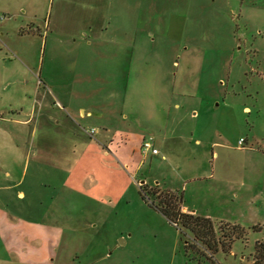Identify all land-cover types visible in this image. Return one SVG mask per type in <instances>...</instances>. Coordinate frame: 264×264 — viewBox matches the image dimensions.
I'll return each instance as SVG.
<instances>
[{
    "label": "rangeland",
    "instance_id": "1",
    "mask_svg": "<svg viewBox=\"0 0 264 264\" xmlns=\"http://www.w3.org/2000/svg\"><path fill=\"white\" fill-rule=\"evenodd\" d=\"M72 3L57 31L58 0H0V264H39L31 246L58 249L43 264H252L256 242L264 240V159L262 174L252 171L233 185L212 176L208 141L223 134L233 147L240 137L263 145L264 0H112L98 40L72 35L90 17ZM78 53L79 60L69 57ZM79 66L85 82L64 81ZM41 87L82 93L77 102L93 109L85 121L91 136V127L101 136L110 127L104 150L134 174L128 182L118 173L116 184L102 188L124 190L122 196L112 201L99 196L101 186L96 195L69 187L68 171L47 157L27 160L29 129L18 120L29 116ZM149 137L159 154L143 153ZM227 152L242 160L235 148ZM9 167L12 177L3 173ZM90 167L100 174L116 169L108 157L82 169ZM197 174L203 177L190 180ZM157 189L207 213L218 234L224 224H240L245 235L229 251L212 253L152 204ZM11 224L16 237L7 238ZM27 224L42 235L18 237Z\"/></svg>",
    "mask_w": 264,
    "mask_h": 264
},
{
    "label": "crops",
    "instance_id": "2",
    "mask_svg": "<svg viewBox=\"0 0 264 264\" xmlns=\"http://www.w3.org/2000/svg\"><path fill=\"white\" fill-rule=\"evenodd\" d=\"M73 2L81 3L82 8H84L85 12H88L90 17L86 21L87 24L83 25L76 33H72V35H84L86 37H92L95 40L101 38L102 33L106 30V20L109 14V8L112 4V0H58V6L56 8V19H55V27L53 29L60 30V23L64 22L70 13L68 10L70 9V4ZM103 13H98V10H101ZM50 21L48 23V27H50ZM112 41V40H111ZM81 49L92 46H79ZM96 47V46H93ZM112 47V46H111ZM72 49V46H70ZM80 48L78 49L80 51ZM117 46H114L113 57L116 58ZM73 51V49H72ZM112 52V50H110ZM111 55V56H112ZM69 57H81L80 53L77 55L70 54ZM95 65V64H94ZM98 71L97 76H101L100 69L94 66V72ZM85 70L83 68H76L72 74H75L76 77L70 74L64 75V81H79L84 76ZM74 76V77H73ZM73 77V79H72ZM82 82L85 80L82 79ZM111 92L110 97L115 93ZM82 93H77V91H69L65 94H58L51 89L41 87L37 92V97L35 104L32 106L29 116L25 119L18 120L21 125L28 127L29 129V149L26 152V158L28 159H39V156H45L49 159L50 163L54 165L56 163V167L59 169H63L64 171H68L64 183L70 187V185L77 187L79 190H84L89 194H93V189L95 186L99 187L105 183L106 186L110 185L112 180L116 182L118 181V173H120L123 178H126L128 182L132 181V171L125 172L119 167L118 157L115 153L111 152V149L104 150V147H109V142L112 139V135H109L111 131L110 127L107 125L103 126L105 131V135H98V131L95 127H91L95 129V135L91 136L89 131H87V127L85 121L88 117L93 116V109L91 105H86L84 103H78L79 100L78 95ZM90 128V129H91ZM2 131H6V129H2ZM243 138L240 137L238 142L233 145L230 144L228 137L223 134H219L217 139L209 138V146L212 154V176H217L221 180H228L232 182L233 185L240 183L241 181H245L244 179L248 176H252V171H258V174H262L260 165L258 163L264 159V138H259L262 141V147H256V137L254 139H250V137L245 138V143L243 145L239 144V140ZM197 142V143H196ZM194 142L197 145H201L203 139H197ZM192 144V142H191ZM236 149L241 152L242 160H231L228 156V149ZM31 149L33 151H31ZM160 153V152H159ZM158 153V154H159ZM109 158L110 161L113 162L116 169L114 171H106L104 169V173L100 174L97 172V168L86 169L83 170V165L85 163H93L96 164V159L100 158ZM117 157V158H116ZM220 160V161H219ZM101 161V160H100ZM103 162V161H102ZM218 162H220L219 173H217ZM233 163L235 164L233 167ZM230 168L233 169L229 170ZM232 166V167H231ZM4 167V166H3ZM93 169V170H92ZM90 170V171H89ZM99 170V167H98ZM13 169L9 167V169H3V173L5 176L12 177ZM123 171V172H121ZM229 171V173H228ZM26 170L22 172V177L25 175ZM93 176L92 179L90 176ZM21 177V178H22ZM203 175L197 174L193 177H190V180L197 181L202 178ZM205 177V176H204ZM90 178V179H89ZM88 180L92 185H90L89 189L83 185L82 182H86ZM106 180V182H105ZM77 182V183H76ZM102 192H100L99 196L101 198H106L107 196L112 197V201H114L119 196L123 195V191L118 195L115 193V190L112 191V188H102ZM21 197H25L24 191H18L17 193ZM185 195V194H184ZM183 211L197 213L196 209H190L187 205L182 206ZM198 214V213H197ZM205 216L209 217L206 213ZM3 226V225H2ZM1 227V226H0ZM39 227L35 224H27L23 230L17 232V236L21 239H34L40 237L41 231L38 234H35L36 228ZM2 228V227H1ZM10 232L8 233V237H12L11 230L16 229L13 224L9 226ZM4 234V229H3ZM15 236V235H14ZM16 237V236H15ZM30 241V240H29ZM49 243V239L46 240ZM51 242V241H50ZM52 248V249H51ZM54 247H50V249H46L44 251L41 247H29L27 250L28 253L32 254L33 252L39 254L38 263L43 264L48 259L51 258L53 253H55ZM36 249V250H35ZM45 252V255H43ZM38 255V256H39Z\"/></svg>",
    "mask_w": 264,
    "mask_h": 264
},
{
    "label": "trees",
    "instance_id": "3",
    "mask_svg": "<svg viewBox=\"0 0 264 264\" xmlns=\"http://www.w3.org/2000/svg\"><path fill=\"white\" fill-rule=\"evenodd\" d=\"M144 185H141V189L145 197L146 192L149 190L145 189ZM157 190L154 193L158 196V200L153 201L152 204L172 222L182 225L185 229L192 232L196 242L203 243L212 253L220 249L229 251L235 238H242L246 233L245 227L240 224H224L221 227V234H218L219 230L210 217L183 211V198L181 195L172 190ZM254 227L260 228V226ZM188 246L189 244L186 245L187 249ZM190 247H194V245L192 244ZM252 264H264V240L256 242Z\"/></svg>",
    "mask_w": 264,
    "mask_h": 264
},
{
    "label": "built area",
    "instance_id": "4",
    "mask_svg": "<svg viewBox=\"0 0 264 264\" xmlns=\"http://www.w3.org/2000/svg\"><path fill=\"white\" fill-rule=\"evenodd\" d=\"M92 133H95L94 129H92ZM244 143H245V139L241 138L239 140V144L243 145ZM142 151L145 154H147V153L158 154L159 153L158 148L155 146L153 137H149V138H146V139L143 140V142H142Z\"/></svg>",
    "mask_w": 264,
    "mask_h": 264
},
{
    "label": "water",
    "instance_id": "5",
    "mask_svg": "<svg viewBox=\"0 0 264 264\" xmlns=\"http://www.w3.org/2000/svg\"><path fill=\"white\" fill-rule=\"evenodd\" d=\"M144 181V180H143Z\"/></svg>",
    "mask_w": 264,
    "mask_h": 264
}]
</instances>
